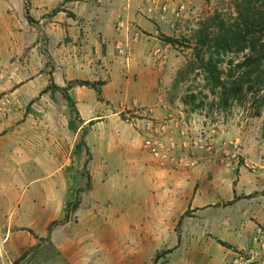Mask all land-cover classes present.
Here are the masks:
<instances>
[{
    "label": "crops",
    "instance_id": "1",
    "mask_svg": "<svg viewBox=\"0 0 264 264\" xmlns=\"http://www.w3.org/2000/svg\"><path fill=\"white\" fill-rule=\"evenodd\" d=\"M27 1L28 16L25 0H0V74L6 78L0 94L39 98L49 114L59 103L68 105L62 91L49 88L56 85L78 119L57 111L64 128L48 121L40 130L0 128V236L8 259L0 264H152L153 249L169 252L165 264H226L248 249L264 225V168L252 172L205 159L179 168L159 161L128 115L135 105L161 101L170 51L142 1ZM121 13L149 36L132 45L126 64L113 48ZM38 26L52 81L41 70L39 78L28 75L18 84V72H30L16 62L19 42ZM71 196L81 203L77 228L54 225ZM54 202L61 214L49 219ZM114 247L120 252L107 257ZM38 248L48 255L31 251L15 260ZM55 251L63 252L58 259Z\"/></svg>",
    "mask_w": 264,
    "mask_h": 264
},
{
    "label": "rangeland",
    "instance_id": "2",
    "mask_svg": "<svg viewBox=\"0 0 264 264\" xmlns=\"http://www.w3.org/2000/svg\"><path fill=\"white\" fill-rule=\"evenodd\" d=\"M234 1L244 4L245 1L249 0H185L184 10L178 12V10H173V8L170 9L171 11H169L167 16L168 22L157 24L151 20L148 21L157 25L155 29L158 30L157 37L160 40V44L169 45L170 50L166 68L163 72L164 76L161 78L163 83L160 85L162 86L160 87L162 103L167 101L166 103L171 105L175 112L182 113L184 121H188L187 125L192 130L194 136L198 133L204 136L206 143L203 141L199 143V146L201 145L202 148L189 146L191 151L196 150L195 156L197 163L199 160L205 159L209 160V163H214L213 161L217 160L220 164L222 154L219 149L221 148V144H224V146L236 144L234 147L236 152L253 164L254 171L257 172L258 169L264 168V156H262L264 154V111L261 116H252L247 107L243 105H235L227 111H224L223 107L217 103L218 96L208 94L205 88L207 81L204 79L205 76L202 75V71H191L194 43L197 40L198 31L206 27L214 31L213 26L216 25L215 23L218 24L221 20L226 21L229 17L235 18L237 14L234 13ZM14 7L16 6L14 5L11 8ZM1 8L2 5H0ZM10 9L7 10L8 14ZM32 18L35 19L36 16L32 15L31 17L29 15L28 19L32 20ZM28 34L29 38L26 41L19 42L21 51L16 62L23 66L27 63L30 72L28 74L18 72L16 81L20 84L28 75H33L29 77L37 79L41 76V70L45 72L44 77L52 81L49 73L51 70L48 68L50 61L47 59L45 53L48 47H45L44 39L46 37L44 36L43 30L38 26L33 31H29ZM3 44L5 43L3 42ZM28 51H31L32 55L27 56L26 53ZM240 57L241 54L237 56L238 59ZM220 68L227 70L226 66L220 65ZM224 76L225 74L222 75V78ZM245 78L247 79L248 77ZM4 81H6L5 76L0 74V83ZM49 88L55 91L54 94L56 93V89L52 85ZM185 96H190L195 101H185ZM5 98H9L10 105L9 109H4L0 106V128L40 130L43 124L46 125L47 121L50 122L49 127L64 128V119L62 116L69 115L78 119V115L71 111L70 106L65 105V107H61L56 97L54 99L56 103H59V106L55 109L52 108L49 114H46V111L40 104L39 98L26 100L23 99L20 93L14 95L3 92L0 94V104L1 100ZM57 111L62 115L58 119ZM32 115H34L33 119ZM68 127L70 126L68 125ZM82 143L81 138L80 144L82 145ZM245 150H248L249 153ZM181 155L185 154L181 152ZM254 156L257 158L262 157V160H259V163H255L252 161L254 159H249V157ZM71 197L65 203L64 216L62 215L59 221H55L54 225L61 224L64 227L77 228V225L74 227L77 223L75 211L80 207L81 203L78 196ZM56 204L54 202V207L48 211L49 219L51 217H58L61 214V208H57L55 206ZM258 232H260L259 236L264 245V225L257 228ZM4 248H6L5 242ZM162 250L166 249L151 250L154 256L156 254L158 255L154 263L152 260V264L166 263L169 252L167 251L165 253ZM247 250L249 249L244 251ZM31 251H35L38 257L43 256L45 258L48 255V249L43 254H40L38 248L22 252L15 260H25L28 253H32ZM58 252L63 253L61 251H55V257L57 259L59 257ZM119 252L118 248L114 247L106 253L107 257L111 258L115 257ZM262 253V257L252 259L251 264H264V247L260 251V254ZM5 257V260H8L7 256ZM60 257L63 258L61 254ZM235 257L236 254L232 258Z\"/></svg>",
    "mask_w": 264,
    "mask_h": 264
},
{
    "label": "trees",
    "instance_id": "3",
    "mask_svg": "<svg viewBox=\"0 0 264 264\" xmlns=\"http://www.w3.org/2000/svg\"><path fill=\"white\" fill-rule=\"evenodd\" d=\"M27 4L25 0L28 16ZM234 13L237 14L235 18L215 23L214 31L207 27L198 31L191 71H202L208 94L218 96L217 103L224 111L243 105L252 116H261L264 111V2L249 0L242 4L234 1ZM220 65L226 66L227 70ZM52 87L63 92L64 100L76 113L65 89ZM184 99L195 101L190 96ZM72 125L70 121L69 126Z\"/></svg>",
    "mask_w": 264,
    "mask_h": 264
},
{
    "label": "built area",
    "instance_id": "4",
    "mask_svg": "<svg viewBox=\"0 0 264 264\" xmlns=\"http://www.w3.org/2000/svg\"><path fill=\"white\" fill-rule=\"evenodd\" d=\"M143 9L148 18L155 22L164 24L168 22L167 16L170 9L182 11L185 9V0H141ZM116 36L113 40V48L116 58L120 64H126L132 49V45L147 38L145 32L134 24L124 13H121L116 22ZM10 100L5 98L1 100L0 106L9 109ZM129 117L143 139V147L149 154L162 162H170L175 167L192 168L197 164L195 156L196 150L193 148H202L199 143L203 141L204 136L198 133L192 134L188 127V121H184L181 112H175L174 108L162 100L153 106L135 105L128 111ZM236 144L224 146L221 144L219 151L222 156L220 164L232 168L234 166H243L254 171V166L247 159L236 152ZM199 150V149H198ZM207 150V149H206ZM181 152L185 155H181ZM261 232V231H260ZM260 232L256 233L253 238V244L247 251L236 254L226 264H251L252 259L262 257L263 243L260 238ZM5 239L0 236V261L5 260Z\"/></svg>",
    "mask_w": 264,
    "mask_h": 264
}]
</instances>
